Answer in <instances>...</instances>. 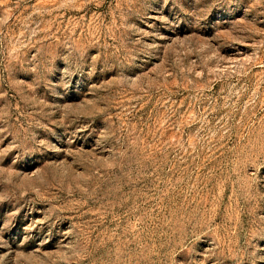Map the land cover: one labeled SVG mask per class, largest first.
<instances>
[{"label":"rangeland","instance_id":"374dc122","mask_svg":"<svg viewBox=\"0 0 264 264\" xmlns=\"http://www.w3.org/2000/svg\"><path fill=\"white\" fill-rule=\"evenodd\" d=\"M0 264H264V0H0Z\"/></svg>","mask_w":264,"mask_h":264}]
</instances>
